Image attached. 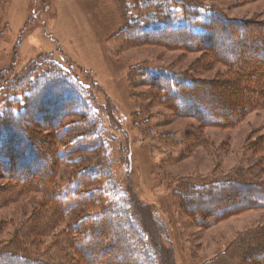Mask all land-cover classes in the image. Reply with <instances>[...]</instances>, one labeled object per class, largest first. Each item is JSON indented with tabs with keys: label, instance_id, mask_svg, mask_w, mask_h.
<instances>
[{
	"label": "trees",
	"instance_id": "obj_1",
	"mask_svg": "<svg viewBox=\"0 0 264 264\" xmlns=\"http://www.w3.org/2000/svg\"><path fill=\"white\" fill-rule=\"evenodd\" d=\"M115 1L124 18L116 34L119 41L201 50L208 58L203 64L221 62L226 67V78L215 80L194 79L187 72L138 68L135 76L150 85L155 100L204 125L237 123L264 102V77L259 69L264 60L263 22L229 19L215 0ZM178 11L181 21H177ZM254 53L259 58L250 62ZM228 87L234 97L221 100ZM92 88L91 82H82L69 69L44 57L0 83V179L15 183L9 191L17 187L16 193L47 195L45 210L32 216L19 235L0 240V264H158L130 211L129 196L107 181L109 136L94 108ZM220 88L224 90L217 91ZM68 117L74 119L62 124ZM39 122L50 130L48 140L30 130L31 124ZM31 134L37 142L31 140ZM47 141L50 151L43 143ZM257 143L264 147V136ZM95 151L98 154L86 160L85 153ZM68 156L77 166L69 179L58 180L55 169ZM178 184L172 194L179 210L200 225L239 210L264 209V179L251 169L237 171L231 178L181 180ZM205 197L213 203L201 205ZM84 204L97 211L83 214L69 225L58 239L57 254L30 246L50 232L54 222L49 216L60 221L73 206ZM251 252L255 253L248 258ZM205 264H264V225L245 231Z\"/></svg>",
	"mask_w": 264,
	"mask_h": 264
},
{
	"label": "rangeland",
	"instance_id": "obj_2",
	"mask_svg": "<svg viewBox=\"0 0 264 264\" xmlns=\"http://www.w3.org/2000/svg\"><path fill=\"white\" fill-rule=\"evenodd\" d=\"M213 3L229 19L264 23V0ZM181 20L178 11L177 21ZM123 22L115 0H0V83L20 75L28 63L43 57L69 69L82 82H91L94 108L109 136L107 181L129 196L130 211L155 252L157 263L205 264L245 231L264 225V209L247 208L200 225L179 210L172 191L181 180L226 179L245 169L264 179V147L257 143L264 136V102L228 125H204L193 116L177 113L153 98L150 85L135 76L137 69L148 66L156 71L187 72L194 79L215 80L226 78L225 65L203 64L208 58L201 50L119 41L116 34ZM258 58L254 53L250 62ZM260 65L264 77V60ZM228 88L221 100L234 97ZM72 119L68 117L62 124ZM29 128L49 139L50 130L40 122ZM31 140L37 142L38 138L31 134ZM43 143L50 151L49 142ZM97 154L86 152V160ZM46 160L49 162L48 155ZM73 163L69 156L62 158L55 169L56 178L69 179L77 166ZM13 183L0 179V240L19 235L29 219L46 206V194L16 193L17 187L9 191ZM201 202L209 206L213 200L205 197ZM95 211L96 207L89 204L73 206L60 221L51 218L49 211V219L54 222L50 232L36 238L39 242L31 241L30 246L57 254L61 234L79 216ZM95 260H99L96 255Z\"/></svg>",
	"mask_w": 264,
	"mask_h": 264
}]
</instances>
